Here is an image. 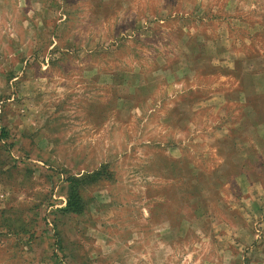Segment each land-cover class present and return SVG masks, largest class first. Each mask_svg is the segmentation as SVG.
<instances>
[{"label":"rangeland","instance_id":"374dc122","mask_svg":"<svg viewBox=\"0 0 264 264\" xmlns=\"http://www.w3.org/2000/svg\"><path fill=\"white\" fill-rule=\"evenodd\" d=\"M0 264H264V0H0Z\"/></svg>","mask_w":264,"mask_h":264},{"label":"trees","instance_id":"16d2710c","mask_svg":"<svg viewBox=\"0 0 264 264\" xmlns=\"http://www.w3.org/2000/svg\"><path fill=\"white\" fill-rule=\"evenodd\" d=\"M2 137H6V133L4 130L2 131ZM100 173H97L93 175L92 177H89L87 180H91L93 182L98 180V176ZM87 178V177H86ZM84 182L83 179H72L71 180V191L68 197L67 201V207L65 211H67L70 214L78 215L81 214L84 210V201L80 194V185H82Z\"/></svg>","mask_w":264,"mask_h":264}]
</instances>
